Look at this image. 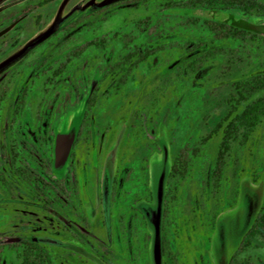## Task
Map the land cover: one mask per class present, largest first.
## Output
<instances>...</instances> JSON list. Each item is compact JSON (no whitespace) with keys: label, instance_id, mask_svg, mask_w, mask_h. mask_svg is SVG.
I'll return each mask as SVG.
<instances>
[{"label":"rangeland","instance_id":"374dc122","mask_svg":"<svg viewBox=\"0 0 264 264\" xmlns=\"http://www.w3.org/2000/svg\"><path fill=\"white\" fill-rule=\"evenodd\" d=\"M103 1L0 0V264H20L17 245L33 237L50 240L43 242L54 264H151V233L143 215L146 229L139 216L131 215L127 193L145 185L150 189V175L159 170L164 154L169 172L186 138L199 140L209 133L227 111L233 80L264 73V39L212 40L203 29L179 23L182 17L203 16V10L180 5L166 12L170 32L162 40L165 49L141 63L123 89L114 92L106 72L122 50L105 36L135 33L137 20L163 12L158 11L160 0L97 6ZM98 38L104 39L102 47L89 46L66 61L74 49ZM217 48L233 49L234 54L229 61L225 56L209 60L196 74L176 75L185 63ZM162 85H168V91L161 108L146 131L133 138L129 129L134 112ZM23 91V111L13 117ZM81 109L66 169L56 177L55 132ZM217 142L214 136L201 147L187 177L169 185L167 177L164 183L161 236L163 230L178 264H228L232 257L244 255L264 261V249L255 244L238 255L244 231L264 206V120L248 143L234 147L220 188L212 189L206 180L202 191L201 170L211 169ZM144 162L148 181L146 172L138 170ZM129 173L135 181L126 184ZM108 179L109 194L114 188L120 201L109 207V198L105 215L102 185ZM168 189L172 198L167 202ZM150 201L140 200L135 208L140 212L137 204ZM200 201L217 213L208 234ZM195 212L198 224L194 222L192 230ZM142 246L147 253L141 255Z\"/></svg>","mask_w":264,"mask_h":264},{"label":"trees","instance_id":"16d2710c","mask_svg":"<svg viewBox=\"0 0 264 264\" xmlns=\"http://www.w3.org/2000/svg\"><path fill=\"white\" fill-rule=\"evenodd\" d=\"M54 0H45V2ZM183 2V3H182ZM158 11L163 12L162 16L144 17L134 23L135 33H121L115 31L110 36H105L108 40L114 41L122 50V55L109 67L106 76L111 81V89L114 92H120L123 89L135 71V69L143 62L160 54L165 48L163 38L170 30L166 25V19L170 16L169 9L184 5L190 8H201L204 15L201 17L186 16L182 17L180 25L185 28H201L205 34L215 41H231L239 43L241 41H253L260 37L264 39V0H160ZM169 14V15H168ZM165 17V18H162ZM179 17V16H178ZM102 38L92 39L85 44L74 49L69 56L66 57L68 62L72 58H78L83 51L89 47H102L104 41ZM201 47V43L197 47ZM234 54V50L230 48H217L207 51L199 59H195L185 63L180 67L176 75L189 76L196 74L198 70L209 60H214L218 56H225L226 60ZM176 85V84H175ZM168 91V85H162L154 89L153 95L149 98V102L144 100L134 112V123L129 131L133 134V138L137 137V133L146 131L152 116L157 109L161 108L162 99ZM25 92L23 91L16 103V109L13 112V117L19 116L24 107ZM5 93H1L3 98ZM96 99L93 95L90 99L89 108L92 107ZM199 114L195 115L198 116ZM264 120V73H256L248 76L238 77L232 82V94L227 100V111L215 123L209 133L199 140L191 141V136L186 138L180 145L176 155L174 156L169 167L167 185L170 181L183 180L187 177L192 159L197 157L201 147L206 144L209 139L214 136L218 137V142L213 151V160L209 172L206 169L201 170L204 177L201 184V189L204 191L207 185L206 180L210 183L212 189H219L221 182L227 169L228 159L235 146H243L248 143ZM159 150V149H158ZM148 166L145 162L140 164L138 170L145 171V181H148ZM234 172L237 170L233 169ZM142 172V174H143ZM132 175L134 172L131 173ZM129 173L127 183L135 181ZM142 178V177H141ZM140 179V177H139ZM134 185V184H133ZM169 189L166 190L167 202L171 200ZM114 188L111 189L110 202L116 203L120 201V194L116 196ZM130 207L131 215L140 217V221L144 227L145 222L142 214L135 208V204L140 200H149L151 192L147 185L136 190L132 189L126 195ZM201 202V201H200ZM197 206L205 210L204 226L209 230L207 234L213 230L216 211L204 208L205 203L201 202ZM167 208H164V217ZM194 214V213H193ZM124 213V219L126 217ZM123 218V217H122ZM190 228L196 229V212L192 218ZM196 225H194L195 223ZM147 231L145 230V236ZM145 245V242H143ZM264 249V206L257 212L248 228L244 231L239 246V254H244L247 249L253 245ZM18 252L20 264H54L50 254L44 246L35 238H29L23 243H19ZM17 250V249H16ZM137 251V250H135ZM147 253L146 247L142 246L138 253ZM144 259L148 263V257ZM162 259L163 264H178L177 257L172 251L169 242L165 239L164 231L162 230ZM228 264H264V261H254L250 256L237 257L230 259Z\"/></svg>","mask_w":264,"mask_h":264},{"label":"water","instance_id":"95a60500","mask_svg":"<svg viewBox=\"0 0 264 264\" xmlns=\"http://www.w3.org/2000/svg\"><path fill=\"white\" fill-rule=\"evenodd\" d=\"M117 1L119 0H105L97 6L109 5ZM82 115L83 109L74 113L69 119H66L63 123L62 129L55 132L52 167L55 174L57 175H62L66 168L71 148L79 130ZM167 175L168 167L166 154H164V158L160 161L159 170L155 173H151L150 175L151 201L137 204V208L144 216L146 226L151 233V264H161V222L163 215L164 183L166 181ZM109 189V179L104 180L102 185V197L105 215H107L108 209ZM42 241L50 242V240L47 239H42Z\"/></svg>","mask_w":264,"mask_h":264},{"label":"flooded vegetation","instance_id":"af4514ba","mask_svg":"<svg viewBox=\"0 0 264 264\" xmlns=\"http://www.w3.org/2000/svg\"><path fill=\"white\" fill-rule=\"evenodd\" d=\"M55 137V136H54ZM76 140V139H75ZM75 142V141H74ZM74 144V143H73ZM6 150H7V152H8V156H10V160H11V163L14 161V158L12 157V147H11V145H10V141H9V143H8V136H7V142H6ZM53 148H54V141H53ZM70 153H71V151H70ZM70 157V156H69ZM53 162V161H52ZM52 169H53V167H52ZM66 169V168H65ZM65 171V170H64ZM53 173H54V175L56 176V177H60L61 175H57V174H55V172H54V170H53ZM64 173V172H63ZM18 175V177H19V173L16 171V170H14V175ZM2 182V181H1ZM2 184H4V186H5V182H2ZM61 187H57V189H58V191H59V194H60V192H61V189H60ZM6 189L7 190H9L10 192L12 191L11 190V187L9 188V187H6ZM6 190V191H7ZM109 196H111V194H109ZM110 198V197H109ZM12 204V203H11ZM66 205H63L62 203H58V207H65ZM68 207H75L74 205H72V204H68L67 205ZM13 207V206H12ZM42 207V206H41ZM77 207V206H76ZM109 207H115V203L113 204H111V202H110V205H109ZM80 220L82 221V222H84L85 221V217L84 216H80ZM77 235V234H76ZM34 238V237H33ZM80 238V237H79ZM29 239V238H28ZM28 239H25L24 241H26V240H28ZM40 244H42L43 246H44V242L42 241V239H40V238H35ZM24 241H22L21 243H23ZM17 255H18V258H19V255H20V253H17Z\"/></svg>","mask_w":264,"mask_h":264}]
</instances>
